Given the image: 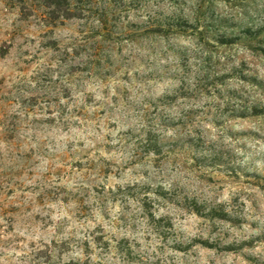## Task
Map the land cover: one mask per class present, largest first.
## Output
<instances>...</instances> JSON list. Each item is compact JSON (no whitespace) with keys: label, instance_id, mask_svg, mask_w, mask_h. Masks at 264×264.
Returning a JSON list of instances; mask_svg holds the SVG:
<instances>
[{"label":"clouds","instance_id":"1","mask_svg":"<svg viewBox=\"0 0 264 264\" xmlns=\"http://www.w3.org/2000/svg\"><path fill=\"white\" fill-rule=\"evenodd\" d=\"M0 264H264V0H0Z\"/></svg>","mask_w":264,"mask_h":264}]
</instances>
